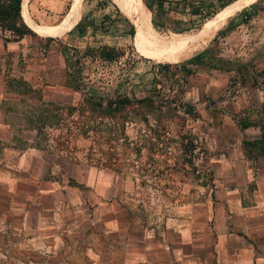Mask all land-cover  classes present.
<instances>
[{
  "label": "rangeland",
  "instance_id": "1",
  "mask_svg": "<svg viewBox=\"0 0 264 264\" xmlns=\"http://www.w3.org/2000/svg\"><path fill=\"white\" fill-rule=\"evenodd\" d=\"M70 1L64 0L61 15ZM202 1L200 12L193 13L197 0H163V11L156 9L153 16L149 10L147 14L144 12L151 27L146 28L132 21L117 0H82L75 22L85 10L86 21L95 27L96 35L89 44L70 39V33L52 36L49 40L40 36L39 31V35L36 34L37 25L53 23L62 16L40 15L39 19L28 11L30 18L39 24L31 22L36 33L33 31L27 37L42 40L35 55L37 64L49 47L69 43L71 67L63 68L60 75L72 97L68 103L43 107L37 105L35 91L29 84L21 78L14 79V87L24 94L13 107L20 112V118L29 117L45 141L52 138L47 145L60 147L64 153L62 158L69 161L76 158L83 168L92 165L103 170V174L111 172L118 174L120 180L125 179L123 193L111 195V198L129 206L133 222H125V215L120 211L111 214L116 226L102 222L110 218L108 212L101 214L99 220L94 217V222L91 210H80L74 217L68 213L64 215L66 223L55 254L27 249L23 254L3 257L4 264H206L202 261L203 249L200 261L189 260L187 244L179 243L176 234L169 236L172 243L167 241L169 248L164 250L155 238L143 236L146 227H152L150 230L156 237H161L160 233L165 232L167 226L180 227L181 224L168 218L175 216L181 220L188 208L192 211L194 203L197 204V217L196 222L191 223L192 229L198 230L197 226L202 225L198 222L204 219L198 213L202 207L200 202L210 197L213 188L209 136L217 134H211L205 122H218L220 111L225 109L224 103L231 108L238 105L240 101L236 100L243 79L248 82L255 79L254 68L243 66L242 60L251 50V32L255 25L257 27L256 19H264V0L242 4L244 0L219 26L224 13L239 0ZM132 24L144 30L149 51L138 48L132 39L133 33H128ZM82 25L80 22L79 33L86 29ZM173 27L183 30L173 31ZM44 28L47 32L42 35L54 33L55 27ZM212 31L204 46L186 54L162 50L154 39L172 32L198 37ZM0 34L6 36L8 32ZM99 44L100 47L96 46ZM101 48H109L112 58H101ZM203 49L202 61L186 63L190 69L186 73L178 63ZM3 55L4 66L10 74L14 71L8 63L12 61L11 53ZM161 63L170 65L159 68ZM254 83L264 87V78L260 84ZM115 95H127L131 103L112 112H103L98 104L85 101L87 96L97 99L98 96ZM145 95H149L152 102L136 100ZM187 103L192 105L194 114L185 111ZM103 185L105 190L112 188L109 183ZM171 245L182 246L183 251L171 253Z\"/></svg>",
  "mask_w": 264,
  "mask_h": 264
},
{
  "label": "crops",
  "instance_id": "2",
  "mask_svg": "<svg viewBox=\"0 0 264 264\" xmlns=\"http://www.w3.org/2000/svg\"><path fill=\"white\" fill-rule=\"evenodd\" d=\"M22 1L23 18L31 33L35 30L31 22L39 23L30 18L28 11L39 19L40 15L62 16L53 23L39 24L47 28L56 27L49 35L35 30L40 36L47 38L70 33V39H79L78 42L85 44L95 39V27L88 25L85 10L77 20L85 25V31L79 33L75 28L80 7L68 23L60 25L75 0L70 1L68 9L69 2L63 15L60 12L64 0ZM256 23L257 27L255 25L251 32V50L242 60L243 66L254 68L255 79L253 82L243 79L236 100L240 101L238 105L231 108L224 103L225 109L220 111L219 121L205 122L211 134H217L209 136L213 188L210 197L200 202L202 207L198 213L204 219L198 222L202 225L197 226L198 230L192 229L191 223L196 222L197 217V204L194 203L192 211L188 208L181 220L175 216L168 218L182 227L167 226L166 231L160 233L161 237L152 233V227H146L143 232L144 237L155 238L162 250L169 248L166 242L171 244L169 236L176 234L179 243L187 244L189 260L200 261V250L203 249L202 261L206 264H264V155L253 151L247 154L243 144L244 140L258 137L264 127V87L254 83L260 84L264 78V19L257 18ZM31 33L6 40L0 34V264H4L3 257L20 255L27 249L55 254L66 223L64 215L68 213L74 217L80 210H91V221L94 222V217L99 220L101 214L108 212L110 218H104L102 222L116 226V219L111 214L120 211L125 215V222H133L129 206L121 205L115 197L111 198V195L123 193L127 183L125 179L120 180L118 174L111 172L104 171L103 174V170L92 165L83 168L76 158L73 161L62 158L63 150L60 147L49 148L46 138L30 123L29 117L25 120L20 118V112L14 109L13 104L18 103L24 94L14 87V79L21 78L32 89H38L41 100L45 102L61 105L68 103L71 96L60 75L63 68L68 67L65 57L68 56L69 43L49 47L37 64L35 55L42 40L40 37H27ZM3 53H11L12 61L8 63L12 71H18L17 74L14 71L7 73ZM56 75L59 77L55 78ZM35 101L38 102L36 97ZM241 120L249 123L241 127ZM105 183L112 186L110 191L104 189ZM170 249L171 253L177 254L183 251L182 246Z\"/></svg>",
  "mask_w": 264,
  "mask_h": 264
},
{
  "label": "trees",
  "instance_id": "3",
  "mask_svg": "<svg viewBox=\"0 0 264 264\" xmlns=\"http://www.w3.org/2000/svg\"><path fill=\"white\" fill-rule=\"evenodd\" d=\"M132 1L134 3L140 5L142 7L143 11L145 12V14H147V10H149L151 13V16L154 15L156 9H160L163 11V8H164L163 0H136V1L132 0ZM248 1H251V0H246L242 4H244ZM203 3L204 2L202 0H197V2H195L194 7L192 8V12L193 13L200 12L201 5H203ZM226 3H224V4H226ZM67 7H68V5H67ZM226 8H224L219 14H221L223 11H225ZM23 10H24V4H23L22 0H0V32L1 31L2 32H4V31L8 32V35L3 36L4 40L16 39V38L21 37L25 33H31L32 32V30L29 28L28 24L26 23V21L23 18ZM219 14H217L215 16H218ZM152 19L153 18H151V21L153 22ZM79 23H80V21H77L75 23V26L77 28H79ZM132 25H130L128 33L129 34L133 33L132 39H134L135 44L137 45L138 48H143V49L145 48L149 51V46H148V42H147L146 34L144 33V30L142 28H140L142 30V31H140L139 28H137L135 25H133V26ZM226 27H228V25ZM172 30L173 31H181V30H183V28L173 27ZM47 39L48 40L52 39V37H47ZM148 41L151 45L156 46V43L152 39H148ZM159 47L162 50H165L163 47H161V46H159ZM159 47H157V50H160ZM204 49L199 51V52H196L195 54L191 55L189 58L182 60L178 64L180 65V67L182 69L186 70V73L189 72L190 69L187 68L185 66V64L188 62H191V61H193V62L194 61H202L200 56H201V53L204 51ZM99 55L101 58H104V59H111L112 58V55L110 53L109 48H107V49L101 48L99 50ZM65 61L67 63L68 68H70L71 64H69V62H68V56L65 57ZM169 65H170L169 63H161L159 65V68H167ZM34 91H35V97L38 100L37 104H39V105L41 104L43 107L46 105L54 104L51 102H45V101L41 100V95H40V92L38 89H34ZM131 100L132 99L127 95H115V96L107 97V98H103V97L98 96L97 99L92 98L91 96L85 97V101H89L92 104L95 103L96 105L98 104V106L102 109L103 112L115 111L119 107L121 108L122 106L131 103ZM136 100L139 101L140 103H143V101L152 102V99L150 98L149 95L138 97V98H136ZM41 111L44 112V114L47 113L45 111V109H41ZM185 111L191 113V115L194 114L192 105H190L188 103L185 106ZM240 123H241L240 125L242 127L244 125H247L249 122L245 121V120H241ZM243 144H244L245 152L247 154H249V152L253 151L252 153L256 152V153H261L264 155V127L261 129L258 137L244 140Z\"/></svg>",
  "mask_w": 264,
  "mask_h": 264
},
{
  "label": "bare ground",
  "instance_id": "4",
  "mask_svg": "<svg viewBox=\"0 0 264 264\" xmlns=\"http://www.w3.org/2000/svg\"><path fill=\"white\" fill-rule=\"evenodd\" d=\"M243 1L244 0H239L230 11L224 13L218 26L235 9V7L237 5H240ZM81 2L82 0H75L73 7L69 11V13L65 16L64 20L61 21L60 25L68 23L72 19L74 13L80 7ZM117 3L119 4L123 12L132 21L140 22L143 25H145L146 28H151L149 21L147 20L146 15L144 14V11L140 5L134 3L132 0H117ZM35 29L39 31L41 34H45L47 32V30L44 27L39 25H37ZM55 29L56 27L54 28V30H52V32H54ZM212 33L213 31L210 32L209 34L207 33L205 36L192 37L191 35L188 34L172 32L170 34H160L158 36H155L154 39L157 41V44L159 46L169 50L170 52L178 53V54H186V53H193L198 49H200L202 46H204L205 42L209 37H211L210 35Z\"/></svg>",
  "mask_w": 264,
  "mask_h": 264
},
{
  "label": "built area",
  "instance_id": "5",
  "mask_svg": "<svg viewBox=\"0 0 264 264\" xmlns=\"http://www.w3.org/2000/svg\"><path fill=\"white\" fill-rule=\"evenodd\" d=\"M48 139V143L47 144H50V142H51V140H52V138L51 137H49V138H47Z\"/></svg>",
  "mask_w": 264,
  "mask_h": 264
},
{
  "label": "water",
  "instance_id": "6",
  "mask_svg": "<svg viewBox=\"0 0 264 264\" xmlns=\"http://www.w3.org/2000/svg\"><path fill=\"white\" fill-rule=\"evenodd\" d=\"M70 5H71V2H70V4H69V7H68V9L70 8ZM68 9H67V10H68Z\"/></svg>",
  "mask_w": 264,
  "mask_h": 264
}]
</instances>
